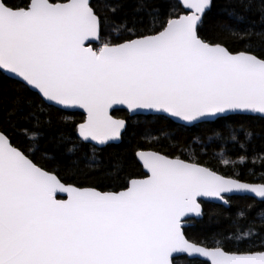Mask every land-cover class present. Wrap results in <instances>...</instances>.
<instances>
[{
  "label": "snow or ice",
  "instance_id": "obj_1",
  "mask_svg": "<svg viewBox=\"0 0 264 264\" xmlns=\"http://www.w3.org/2000/svg\"><path fill=\"white\" fill-rule=\"evenodd\" d=\"M0 78V264H264V0H0Z\"/></svg>",
  "mask_w": 264,
  "mask_h": 264
},
{
  "label": "trees",
  "instance_id": "obj_2",
  "mask_svg": "<svg viewBox=\"0 0 264 264\" xmlns=\"http://www.w3.org/2000/svg\"><path fill=\"white\" fill-rule=\"evenodd\" d=\"M95 2L96 0H93V3ZM215 19H216V9H214L213 12L209 14V25L214 24ZM0 82L7 83L6 81H3L2 78H0ZM113 115L118 118H127V113L125 111H114ZM79 116H80L79 113L75 114L76 119H79ZM132 121L135 122V127L129 128V132L125 136L123 145L116 147V148L106 150L105 159L108 158V154L110 153H114V152L123 153L128 148L129 138L133 134L135 135V140H140L141 143L146 148L152 147V148L168 150L167 141L162 140L161 143H154L152 142V137L154 135H157L161 129H176V124L168 120L159 119L155 116L134 117L132 118ZM176 130H177L178 136H190L191 135L190 131L185 132L179 129H176ZM192 131H195V130H192ZM146 132H150L152 135L142 137L141 134L146 133ZM135 140H133V143H135ZM128 160H129V165H128L129 172L137 173V174L142 172V168L131 165L130 152H129ZM94 175H98V173H95ZM242 199H243L242 197H234L233 203L235 204L236 202L241 201ZM203 206L206 212L209 210H215L218 208L217 205L206 204V203H203ZM218 227H220V225H218V223L215 220H210L208 216H205L203 220H198L192 227L187 228L186 231L188 232L189 236L194 237V238H199V237H202L203 235L216 231Z\"/></svg>",
  "mask_w": 264,
  "mask_h": 264
},
{
  "label": "water",
  "instance_id": "obj_3",
  "mask_svg": "<svg viewBox=\"0 0 264 264\" xmlns=\"http://www.w3.org/2000/svg\"><path fill=\"white\" fill-rule=\"evenodd\" d=\"M116 107L119 109L118 111H125V112L127 113L126 106H116ZM77 113H78V112H77ZM79 114H80V113H79ZM127 115H128V114H127ZM148 116H154V115H152L151 113L144 112V113H142L141 115L136 116V117H148ZM132 118H134V117H132ZM171 122H173L174 124H176V122H174V121H171ZM142 171H143V170H142ZM59 198L66 199L67 196H66V194H60ZM203 203L217 205V204L211 202V200H210L209 198H204V199L202 200V204H203ZM217 206H218V205H217Z\"/></svg>",
  "mask_w": 264,
  "mask_h": 264
}]
</instances>
